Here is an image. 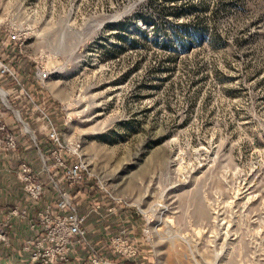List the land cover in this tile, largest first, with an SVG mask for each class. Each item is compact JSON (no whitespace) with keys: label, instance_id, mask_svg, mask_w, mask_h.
Segmentation results:
<instances>
[{"label":"rangeland","instance_id":"374dc122","mask_svg":"<svg viewBox=\"0 0 264 264\" xmlns=\"http://www.w3.org/2000/svg\"><path fill=\"white\" fill-rule=\"evenodd\" d=\"M54 130L124 202L61 264H264V0H0V264Z\"/></svg>","mask_w":264,"mask_h":264},{"label":"built area","instance_id":"2783aa9c","mask_svg":"<svg viewBox=\"0 0 264 264\" xmlns=\"http://www.w3.org/2000/svg\"><path fill=\"white\" fill-rule=\"evenodd\" d=\"M48 140L52 145L48 152L36 145L39 163L25 160L20 165L24 194L31 203V208L22 213L30 234L25 249L32 248L34 258L41 264H61L76 251L86 234L90 212L82 209V196L98 188L110 203L124 202L108 190L104 181L98 179L96 188L91 185L94 177L79 141H66L57 130L50 133ZM98 201L92 206L96 211L103 205ZM109 211L115 213L117 208L110 207ZM12 214L18 215L19 211ZM131 254L134 256L136 251ZM94 263L99 264L96 259Z\"/></svg>","mask_w":264,"mask_h":264},{"label":"crops","instance_id":"0c3cea01","mask_svg":"<svg viewBox=\"0 0 264 264\" xmlns=\"http://www.w3.org/2000/svg\"><path fill=\"white\" fill-rule=\"evenodd\" d=\"M15 204L20 205V207H22L23 209H30L31 208V203H29V201L25 197L23 199L20 198L19 200H15ZM108 217H110V216H108ZM105 218L106 217H104V216L103 217H95V216H91V215L89 216V218L86 221V224L89 226V228L91 227V229H94V230H92V235L95 234L97 236H100L99 235L100 233H97V232L103 233L101 228H99L98 231H95V227H98V226L101 227L100 225L105 222L104 221ZM109 220L110 219L108 218L107 221H109ZM22 226H23L22 228L25 231H29L27 221Z\"/></svg>","mask_w":264,"mask_h":264},{"label":"trees","instance_id":"16d2710c","mask_svg":"<svg viewBox=\"0 0 264 264\" xmlns=\"http://www.w3.org/2000/svg\"><path fill=\"white\" fill-rule=\"evenodd\" d=\"M164 46H165V47H168L169 45H168L167 43H166V44L164 43Z\"/></svg>","mask_w":264,"mask_h":264}]
</instances>
